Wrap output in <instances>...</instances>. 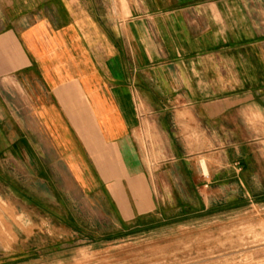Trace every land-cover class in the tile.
I'll list each match as a JSON object with an SVG mask.
<instances>
[{
  "label": "crops",
  "instance_id": "1",
  "mask_svg": "<svg viewBox=\"0 0 264 264\" xmlns=\"http://www.w3.org/2000/svg\"><path fill=\"white\" fill-rule=\"evenodd\" d=\"M49 1L16 0L22 22L0 24V157L16 147L23 158L28 142L36 169L57 154L83 189L91 174L115 188L140 175L139 135L148 129L158 155L184 171L200 147L188 144L199 137H186L183 116H224L228 94L243 92L232 78L264 75V22L255 15L264 0H122L127 17L111 26L89 0ZM200 175L179 185L211 188Z\"/></svg>",
  "mask_w": 264,
  "mask_h": 264
},
{
  "label": "rangeland",
  "instance_id": "2",
  "mask_svg": "<svg viewBox=\"0 0 264 264\" xmlns=\"http://www.w3.org/2000/svg\"><path fill=\"white\" fill-rule=\"evenodd\" d=\"M89 3L107 25L127 17L122 0ZM17 8L0 0V24L22 22ZM32 21L29 10L25 26ZM253 72L232 78L243 92L228 94L224 116H183L200 151L182 172L158 155L150 129L139 135L140 175L116 188L93 174L81 188L51 149L36 169L25 141L23 158L16 147L0 157V264H264V75ZM197 170L211 188L179 185Z\"/></svg>",
  "mask_w": 264,
  "mask_h": 264
}]
</instances>
